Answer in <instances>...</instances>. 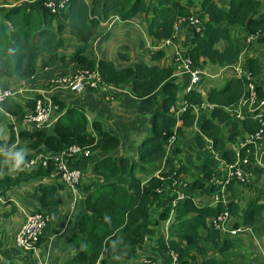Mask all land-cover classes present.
<instances>
[{
  "label": "trees",
  "instance_id": "obj_1",
  "mask_svg": "<svg viewBox=\"0 0 264 264\" xmlns=\"http://www.w3.org/2000/svg\"><path fill=\"white\" fill-rule=\"evenodd\" d=\"M19 1L0 0L9 4L0 7V82L4 78L30 79L42 57L46 56V59L40 68L62 61L59 50L64 47V41L60 34L66 26L83 45L69 56L78 69L94 70L108 87L127 85L138 99L139 114L149 115V131L137 144L135 160L122 155H106L93 164L89 176L81 181L80 187L85 192V213L78 220L77 234L70 240L74 255L64 264H106L116 258L132 260L146 237L152 234V229L168 219L171 221L167 236L159 235L157 238L159 250L175 254L176 264H222L219 257L230 254L234 241L212 230L209 220L223 212L237 217L242 209L238 202L227 205L219 202L214 206L195 203L193 191L212 194L220 190V187L210 184L215 172L210 164L202 166L200 179L190 174V179L193 178L188 184L190 192L173 204L167 187L177 184L181 176L188 178L190 168L168 155L166 143L172 137L177 140L191 131L196 121L194 109L206 103L213 109L199 123L194 144L199 150L210 145L212 152L219 154L225 163H234L236 154L243 155L245 149L235 152L230 145L260 128L259 121L255 119L257 112L244 113V118L238 121L226 110L245 97L249 82L231 75L220 86L210 87L205 97L195 88L185 92L182 99L188 107L176 119L171 108L178 100L179 86L172 79L173 68L134 64L119 70L112 61L88 58L86 45L93 37L94 28L113 14L122 21L143 14L147 34L156 41L172 40L174 23L179 18L196 16L200 20L198 31L188 23L184 24L191 30L184 53L191 66L200 70L211 66L232 71L249 35L259 33L257 42L264 44V18L260 17L264 0H228L225 6L220 0H188L185 4L181 0H152L151 4L143 0H90L88 3L67 0L65 8L56 14L47 11L42 1L32 4H20ZM236 28L244 30L239 38L241 41L232 36ZM119 56L128 60L124 54ZM242 66L251 73L256 94L263 99L264 80H256L263 74L261 64L257 59H251ZM36 97L25 102L26 110L33 108ZM55 102L62 114L51 131L22 130L16 138L9 121L21 120L26 110L11 98L4 101L0 106V125L6 124L11 133L6 142H0V147H11L17 140L23 141L32 158L41 152L56 154L73 146L87 151L90 156L118 148L119 138L103 130L99 122L92 123L95 135L88 132V120L82 108ZM261 119L264 121V112ZM233 126L235 129H230ZM239 128L244 132L242 137ZM246 148L253 151L252 144ZM162 160L166 171L158 176L154 171H140L141 167L154 168ZM70 166L75 167L71 163ZM54 173V165L48 162L46 168L38 164L27 169L24 164L12 175L2 174L0 198L13 188L37 181L39 202L42 207L50 208L56 204L58 186L41 182L51 177L57 179ZM240 186L248 187L231 181L225 189L232 191ZM263 215L264 201L257 196L247 204L241 221L235 222L233 227H253L261 222ZM40 241L41 237L38 244Z\"/></svg>",
  "mask_w": 264,
  "mask_h": 264
},
{
  "label": "crops",
  "instance_id": "obj_2",
  "mask_svg": "<svg viewBox=\"0 0 264 264\" xmlns=\"http://www.w3.org/2000/svg\"><path fill=\"white\" fill-rule=\"evenodd\" d=\"M82 1L88 3L90 0ZM143 1L146 4L153 3L152 0ZM193 1L197 2V0ZM220 1L223 6L228 2V0ZM181 2L185 4L188 0H181ZM3 7L7 6L4 5ZM113 16L116 15L113 14ZM260 17L264 18V4L261 8ZM242 33H244V30L236 28L232 36L234 39H239ZM190 34L191 30L188 25L183 24L176 37L169 44H163L161 41H156L147 34V23L143 14H138L128 21H122L118 17L115 21L109 23L104 21L94 28L93 37L86 45L85 55L94 60L105 59L112 61L119 70L132 67L134 64L173 68L172 79L178 84L179 92L178 100L172 106L171 114L178 119L183 110L188 107L183 101L182 96L187 92L186 89L190 85V78L187 74L178 73V68L182 59L184 60V53ZM254 35L252 45H245L238 63L244 65L251 59H257L262 66L263 74L256 80L257 82H262L264 80V44L257 42V39L260 37L259 33H255ZM60 36L64 41V47L59 50V56L63 58L62 61L48 68H40V64L46 59L45 56L39 60L38 69L30 79L20 81L14 78H4L1 80L2 84L7 87L23 88L25 90L23 93L11 98L14 103L20 104L25 110V102L33 98L39 90L48 89L46 85L55 78L69 75L79 70L69 56L77 48L83 46L80 39L72 35L66 26ZM120 54H124L128 60L121 58ZM229 71L231 69L207 66L203 70L204 74L195 89L205 97L210 87L220 86L226 77L232 75ZM203 77L210 78L211 80L204 79ZM103 93L102 90L93 91L89 89H85L80 93L56 89L51 90L49 93L53 100L60 101L66 107L82 108L87 116L88 132L91 134H96L92 127V123L96 121L99 122L103 130L112 132L120 140L118 148L108 153H94L90 156L87 152V155H76L68 160L69 165L70 163L74 164L75 167L72 168L82 173V181H85V178L89 176L93 164L106 155L112 157L122 155L135 160L137 144L143 135L149 131V115L139 114L138 99L131 94L127 85L120 88L110 87L108 93L112 95L109 96L112 99L106 97V94ZM212 109L213 107L206 103L198 108L194 111L196 121L193 129L187 131L183 137L166 143L168 155L180 160L181 163L189 168L191 167L197 174L198 179L201 178V168L204 164H210L214 170L221 167L208 147L199 150L194 144V137L198 133L199 123L209 116ZM228 109H226L227 112ZM56 118L57 116L48 125L47 132L53 128ZM13 121L19 123V126H14L13 128L16 138L18 132L22 130H34L22 123L21 120L14 119ZM240 132V136L242 137L244 132L242 130ZM10 133L9 131V135L5 138V141L8 140ZM239 141L241 139L237 143ZM18 143L19 140L15 144ZM48 155L49 153L41 152L31 159L39 163L42 157ZM25 162H27V159H24L19 167L14 168L15 170H11L5 174H14L17 169L22 168L26 164ZM199 162H201L200 165L198 164ZM263 164V154L261 151L255 149L252 156V169L247 183L248 187H235L232 191H224L222 189L214 193L219 195L220 201L225 205L231 202H238L242 209L237 217L229 215V218L225 221L224 230L218 232L222 237H229L234 241V249L230 254L224 258L219 257L222 264H264V215L261 222L257 225L245 228L240 227L244 231L236 236L229 234V231L234 228L233 224L241 221L243 212L252 199L261 196V201H264ZM221 168L224 169L223 167ZM146 170L149 172L154 171L158 176L161 172L166 171L164 160L158 162L154 168L152 166L140 168V171ZM1 172L2 170H0ZM2 174L4 173H1L0 176ZM213 174L216 176L215 172ZM183 178L186 181L188 179L187 176ZM41 183L49 186H58L55 196L56 204L50 208L42 207L39 202L40 192L37 189L39 185L37 181H31L25 186L13 188L0 198V264H64L66 260L74 255V247L70 243V240L77 234L78 220L85 213V192L81 187L77 188L74 192L65 187L58 178L54 179V177L43 179ZM188 186L184 184L182 189L175 194L179 199L177 201H181L179 194L186 195L190 192ZM198 192L193 191L192 193L195 203L199 205L206 204H203V201L206 200L201 198L203 192ZM224 192L226 197L223 195ZM213 197H209L210 200ZM40 211L46 212L49 216L48 222L42 232L41 241L37 245L35 252H22L15 246L14 236L25 221L26 215ZM170 221L168 219L152 229V234L146 237L144 244L138 248L134 259H110L106 264H143L145 259H153L156 264H176L177 259L171 255V252H162L157 246L158 236H167Z\"/></svg>",
  "mask_w": 264,
  "mask_h": 264
},
{
  "label": "built area",
  "instance_id": "obj_3",
  "mask_svg": "<svg viewBox=\"0 0 264 264\" xmlns=\"http://www.w3.org/2000/svg\"><path fill=\"white\" fill-rule=\"evenodd\" d=\"M42 1L44 8L47 9L52 14L63 10L65 8L67 0H37ZM117 16H111L106 20L107 23L117 20ZM199 18L192 16L189 18H179L173 26V39L178 34L181 26L185 23H188L192 27L199 30ZM255 35L251 34L246 38V44L249 45L253 42ZM172 39V40H173ZM172 40L161 41L163 44H169ZM179 55V53H177ZM178 73L187 74L190 78V85L186 89L189 91L197 87L200 83V78L204 74L203 70L193 68L189 58L184 54V60L180 63L178 68ZM232 75L237 78H245L249 83L247 84V94L245 97L239 101L236 105L229 107L228 113L236 120L241 121L244 118V113H255L257 112L255 119L259 121L260 128L253 134L246 136L244 139L239 141L235 145H230L232 150L238 152L240 149H245L244 154H236V160L232 164L225 163L219 154L212 152L210 145L208 149L214 154L218 163L223 167L227 173L225 179L222 183L220 180L213 174L211 177V185H219L220 190L224 189L225 186L231 182L235 181L239 184H247L250 171L252 169V156L253 152L256 150L261 151L264 157V121L261 119V115L264 112V99H259L256 94V87L252 82L251 73L246 70L241 64L237 63L232 67ZM48 89H41L37 92V97L34 98L33 108L28 110L22 117L21 122L33 129H41L52 123L55 116L62 114L60 111L59 105L51 98L49 93L51 90L63 89L69 92L80 93L85 89L99 91L102 90L103 94H109L108 90L110 87L102 83L100 77L94 70L90 69H79L77 72L63 75L55 78L52 82L46 85ZM25 90L23 88H12L3 86L0 82V106L1 104L9 98L14 97L20 93H23ZM109 97V96H106ZM112 99V97H109ZM108 98V99H109ZM198 108H195L196 111ZM172 110V108H171ZM56 118V119H57ZM56 121V120H55ZM175 140V137H172L169 142ZM248 144L253 145V151L249 148H246ZM85 154L87 151L78 148V147H69L67 150L61 151L56 154H49L41 158L40 162L37 163L36 160L30 159L26 162L25 168L29 169L35 167L38 164L46 168L48 162H51L54 165L55 173L54 175L58 177L60 182L72 191H76L80 187L81 181L83 179L82 173L72 168L68 160L76 155ZM264 170V164L262 166ZM218 193V192H217ZM180 199L184 198V195L179 196ZM179 200V199H178ZM178 201H173V204H176ZM221 202L219 195L215 194L213 197L212 206ZM223 203V202H222ZM210 205V204H209ZM229 218L227 212H223L216 218L209 220V226L212 230L216 232H221L224 230L225 221ZM49 216L44 212H34L28 214L25 217V221L17 230L14 236L15 246L22 252H35L37 250V245L42 232L48 222ZM244 231L243 228H233L229 231L231 236H236ZM171 255L177 259V256L173 253ZM143 264H156L153 263L150 259H145ZM262 264V263H258Z\"/></svg>",
  "mask_w": 264,
  "mask_h": 264
},
{
  "label": "rangeland",
  "instance_id": "obj_4",
  "mask_svg": "<svg viewBox=\"0 0 264 264\" xmlns=\"http://www.w3.org/2000/svg\"><path fill=\"white\" fill-rule=\"evenodd\" d=\"M36 1L37 0H20L19 2H20V4H32V3L36 2ZM4 5L5 6H8L9 4H8V2H6V4H4L3 2H0V7H3ZM0 9H2V8H0ZM229 72H230V74H232V71H229ZM204 79H210V78H204ZM9 124L13 128H14V126H19V123L15 122V121H11V120L9 121ZM47 127L48 126H46L44 128H41V129H34V130H43V129H47ZM230 129H232V130L235 129V126H233ZM9 131L10 130H9V128H8V126L6 124H1L0 125V142H6L5 141V138L8 137ZM17 152L21 153V155L23 156V160L24 159H27V161H28V160H30V158H32L31 157V153L29 152V150L26 147V143L23 142V141H19V143L18 144H15L12 148L11 147H7L5 145H3V146L0 147V164H1L0 170H2L1 173H4L5 174V173H7V172H9L11 170H15L14 168H16V167L13 166L14 165V161L12 159V156H13V154H15ZM198 164L200 165L201 162H199ZM190 174H195L196 175V178L198 179L197 174L190 167V173L188 174V179H187L188 182L186 181L185 178H181V179L178 180L177 184H173V185H170V186L167 187V190H168L167 194H168L170 200H173V201L178 200V196L176 197L175 194L182 189V186L184 184H187V186H188L189 181L193 179V178L190 179ZM215 174H216V177L218 178V180H220V183H222L223 179H225V176L227 175L225 169H222L221 167H218L215 170ZM183 182H186V183L183 184ZM217 187H219V185H216V188ZM223 190L226 191L225 188ZM202 192L203 193L201 195V198L203 200H206V201H203V204L206 203V204H210L211 205V203L213 202V199L210 200V198H212V196H214L215 194L214 193H212V194L210 193L209 194V193L204 192V191H202ZM179 195H181V194H179ZM223 195L226 197L225 192L223 193ZM150 260L153 261V263H156L155 260H153V259H150Z\"/></svg>",
  "mask_w": 264,
  "mask_h": 264
},
{
  "label": "clouds",
  "instance_id": "obj_5",
  "mask_svg": "<svg viewBox=\"0 0 264 264\" xmlns=\"http://www.w3.org/2000/svg\"><path fill=\"white\" fill-rule=\"evenodd\" d=\"M12 159L14 161V167H19L20 164L23 162V156L19 152L13 154Z\"/></svg>",
  "mask_w": 264,
  "mask_h": 264
}]
</instances>
